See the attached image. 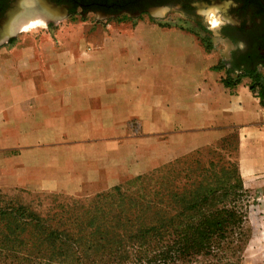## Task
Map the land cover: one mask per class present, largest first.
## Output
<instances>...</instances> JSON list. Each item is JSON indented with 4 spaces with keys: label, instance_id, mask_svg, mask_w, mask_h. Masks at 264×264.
I'll return each instance as SVG.
<instances>
[{
    "label": "crops",
    "instance_id": "obj_1",
    "mask_svg": "<svg viewBox=\"0 0 264 264\" xmlns=\"http://www.w3.org/2000/svg\"><path fill=\"white\" fill-rule=\"evenodd\" d=\"M136 27L130 32L120 29L116 33H91L76 39L69 35L59 42L61 47L53 57L57 61L48 62L42 70H20L16 60L19 51L0 50V181L3 169H9L12 184L19 183L25 174L31 179L44 178L43 183L56 179L66 191L61 183L66 175L61 172L63 169L51 165V157L39 155L57 152L53 160L59 161L63 159L60 154L71 152L73 162L77 149L84 153L96 142L103 145L106 142L105 148L112 152L126 149L130 146L127 139L117 147L111 142L129 136L132 118L139 121L142 134L149 129L162 131L159 120L162 114L181 112L178 106L181 93L172 83L178 78L176 74L185 70L184 78L198 83V93L206 98L207 92L211 101L202 105V110L197 108V114L187 122L197 128H235L244 187L264 186V105L249 91L248 85L240 83L230 90L218 78L214 89L219 96L209 88L206 91V68L198 70L197 58L184 65L180 56L173 53L180 40L194 51L193 36L181 35L178 30L141 32ZM134 47L143 52L142 56H134ZM147 55L155 57L156 64L149 65ZM132 72H142L146 80L131 81ZM38 75L40 80L36 79ZM153 76H166L171 82L149 83ZM209 106L218 107L214 112ZM155 145L149 149L150 153ZM81 159L91 158L84 153ZM40 161L48 164L39 166ZM82 170L88 174L93 169L87 166ZM256 199L255 212L264 217V191ZM262 228L264 233V223ZM260 247H264V240ZM261 252L263 257L258 254L254 259L264 264V250Z\"/></svg>",
    "mask_w": 264,
    "mask_h": 264
},
{
    "label": "trees",
    "instance_id": "obj_2",
    "mask_svg": "<svg viewBox=\"0 0 264 264\" xmlns=\"http://www.w3.org/2000/svg\"><path fill=\"white\" fill-rule=\"evenodd\" d=\"M232 63L210 69L224 70L230 90L249 79L264 105V61ZM238 148V135H226L92 196L37 198L42 210L0 188V264H175L224 244L236 251L248 195Z\"/></svg>",
    "mask_w": 264,
    "mask_h": 264
},
{
    "label": "rangeland",
    "instance_id": "obj_3",
    "mask_svg": "<svg viewBox=\"0 0 264 264\" xmlns=\"http://www.w3.org/2000/svg\"><path fill=\"white\" fill-rule=\"evenodd\" d=\"M34 3V0H24V4L26 5H33ZM209 6L218 7L222 15L229 20V23L216 34L208 29L206 23L198 14V11L207 9ZM155 9L160 8L152 9V14ZM169 9L165 14L161 15V18H159V15L150 18L146 14L137 19H132L125 15L117 19L102 18V16L91 13L81 14L80 10H77L71 16L58 15L50 18L41 9L34 8L33 6V8L29 7L28 11L27 9L21 10L20 14L15 17V20L14 13L4 23V35L7 36L2 41V44H0V50L8 52L11 50L19 51L20 57L16 60L18 61L20 70H30L31 68L42 70L47 66L48 62H52V60L57 61L53 57L55 51H58L61 47L59 42L69 35L73 39H76L91 33H116L121 31L120 29L130 32L137 26L136 29L141 32L155 33L178 30L181 35L187 34L191 38L194 37L196 41L194 51L180 40L178 41V47H174L173 53L180 56V63L184 65L192 63L193 59L197 58L195 64L198 70L201 71L206 68V78L208 80L206 91L207 88L215 91L214 87L218 78L225 76L223 69L219 71L209 69L210 71H207V68L216 65L219 61H222L226 68H230L233 64L232 62L248 64L250 65L249 67L254 66L252 61H245L243 56L246 51H252L255 54L258 46L250 40L244 44L243 49L240 48L241 42H239V38H237L236 33L232 31L231 27L242 19V15L235 13L230 0H222V2L196 0L195 5L192 8L185 9L184 12L182 10L180 12V9L174 6ZM22 20L36 21V23L25 27H18ZM223 33L234 36L235 40L231 41L225 38ZM159 49L161 48L159 47ZM33 54L35 55L34 57L31 56ZM142 54L143 52H140V49L134 47L135 57L142 56ZM146 57L149 65L154 64L156 61L155 57H151L150 55ZM8 67H10V63ZM257 69L264 76V68L258 66ZM184 75H187V73L185 70H182L176 74L177 80H174V82L172 80L174 88L181 93L178 100L181 112L178 115L162 114L159 119L163 125L161 127L162 131L154 132L153 129H149V131L142 134L139 121L136 118H132L129 121V136L114 138V141L111 142V144L117 147L119 142L127 139L126 142L130 143V146L126 149L112 152L105 148L106 142L104 145L96 142L92 146L90 145V150L84 152L90 155L91 159L89 161L81 159L84 153L81 149L78 150L76 148L75 154H77V157L73 162L70 161L71 152L60 154L63 159L59 161L57 159L53 160V157L58 156L57 152L40 154V157H51L50 164L63 169L61 172L63 171L66 175L63 177L61 183L65 184L66 191L62 190L56 179H46V183H43L44 178L31 179L25 174L20 177L19 183L12 184L10 175L13 174L9 169H3L0 188L4 192L9 193L20 191L19 197L24 202L34 198L36 200L34 206L37 205V198H39L38 200L43 205L45 203L48 204L49 198L47 196L44 197L45 195L92 196L108 190L128 177L147 173L163 163L186 155L221 137L238 134L235 128L229 127L223 130H220L218 127L208 126L197 128L193 127L189 121L187 122L189 117L197 114V108L202 110V105L203 107L207 106L211 101L209 102L207 92L206 98H202L203 94L197 91V88H199L198 83L186 76L184 78ZM130 77H132L131 81L133 82L146 80L142 72H132ZM40 78L41 76L38 75L36 79L40 80ZM160 80L171 82V79L166 76H153L151 81H148L149 83H154ZM241 83L248 85L250 81L247 78H242ZM215 93L219 96L218 91H215ZM215 107L218 106H214L213 109L209 106L210 110H214V112L216 111ZM207 123H210V121ZM154 145L156 147L150 153L149 149ZM44 163L48 164L47 161H40L38 165L44 166ZM87 166L93 170L85 174L82 168H86ZM98 181L103 184H97L96 182ZM21 190H26L30 193L27 195L21 193ZM246 190L248 194L244 199L246 217L241 229L243 235L241 237L240 248L235 251L233 244H224L212 254L193 257L188 262L176 261L175 264H261V261H257L254 258L258 254H261V257H263L261 251L264 250V247L261 248L260 245L264 240V233H261L264 217L258 216L254 205L258 203L256 198L264 191V186L258 187L255 185L254 187H247ZM43 205L40 208L35 206V208L42 210Z\"/></svg>",
    "mask_w": 264,
    "mask_h": 264
},
{
    "label": "flooded vegetation",
    "instance_id": "obj_4",
    "mask_svg": "<svg viewBox=\"0 0 264 264\" xmlns=\"http://www.w3.org/2000/svg\"><path fill=\"white\" fill-rule=\"evenodd\" d=\"M33 5L24 4V0H0V44L7 35H4V23L15 13V17L20 14L21 10L30 8L41 9L48 17L58 15L71 16L80 10V13H91L102 16V18L117 19L125 15L132 19H137L143 14L152 18V9L166 7L179 8L180 12L187 8H192L196 0H34ZM222 2V0H206ZM232 7L237 15H242V19L232 25L243 45L252 40L257 46L255 54L252 51L244 53V59L247 62L256 60L264 61V6L260 0H230ZM22 7V8H21ZM21 8V10H19ZM165 17V16H163ZM161 18V16H159ZM223 29V28H222ZM225 31V30H224ZM225 38L233 41L234 36L226 35ZM8 41V39H7ZM245 46V45H244Z\"/></svg>",
    "mask_w": 264,
    "mask_h": 264
},
{
    "label": "clouds",
    "instance_id": "obj_5",
    "mask_svg": "<svg viewBox=\"0 0 264 264\" xmlns=\"http://www.w3.org/2000/svg\"><path fill=\"white\" fill-rule=\"evenodd\" d=\"M167 8H160L153 10L154 16H161L167 12ZM198 14L202 17L206 23L208 29L213 31L215 34L218 33L227 23V20L221 13L220 9L216 6H209L207 9L198 11ZM240 48L243 49L244 45L241 43Z\"/></svg>",
    "mask_w": 264,
    "mask_h": 264
},
{
    "label": "bare ground",
    "instance_id": "obj_6",
    "mask_svg": "<svg viewBox=\"0 0 264 264\" xmlns=\"http://www.w3.org/2000/svg\"><path fill=\"white\" fill-rule=\"evenodd\" d=\"M34 23H36V21H25V20H22V21H20L18 27H25V26L33 25Z\"/></svg>",
    "mask_w": 264,
    "mask_h": 264
},
{
    "label": "water",
    "instance_id": "obj_7",
    "mask_svg": "<svg viewBox=\"0 0 264 264\" xmlns=\"http://www.w3.org/2000/svg\"><path fill=\"white\" fill-rule=\"evenodd\" d=\"M261 1V3L263 4V6H264V0H260Z\"/></svg>",
    "mask_w": 264,
    "mask_h": 264
}]
</instances>
